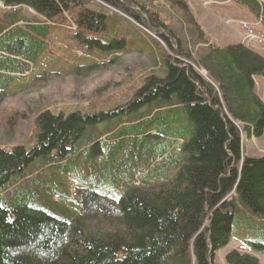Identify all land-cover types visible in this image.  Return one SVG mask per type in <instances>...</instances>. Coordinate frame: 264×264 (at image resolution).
Wrapping results in <instances>:
<instances>
[{
	"label": "trees",
	"instance_id": "trees-1",
	"mask_svg": "<svg viewBox=\"0 0 264 264\" xmlns=\"http://www.w3.org/2000/svg\"><path fill=\"white\" fill-rule=\"evenodd\" d=\"M232 1L264 25L260 0ZM0 3L2 95L52 60L74 73L118 52L151 63L105 108L39 98L32 146L0 145V264H214L234 231L245 250L225 264H262L264 156H242V138L264 135V56L208 43L190 18L203 48L172 57L143 28L166 21L140 0Z\"/></svg>",
	"mask_w": 264,
	"mask_h": 264
},
{
	"label": "rangeland",
	"instance_id": "rangeland-1",
	"mask_svg": "<svg viewBox=\"0 0 264 264\" xmlns=\"http://www.w3.org/2000/svg\"><path fill=\"white\" fill-rule=\"evenodd\" d=\"M140 1L149 3L152 7L154 4L159 15L166 21L169 29L157 30V35L154 36L161 40L160 31L171 35L170 46L165 42L164 49L172 57H175L178 45H183L182 49L186 45L195 53L203 48V45H193L185 37L186 20L190 18L199 24L208 43L222 46L242 41L264 55V26L261 25V20L258 22L247 8L232 0ZM260 1L263 5V1ZM110 57L113 59L111 64L94 70L80 68L79 73L52 60L49 67L41 66L34 70V73H44V77L35 79L39 76L34 74L31 79L14 82L6 94H0V145L32 146L35 140L34 116L40 107L38 99L41 97L48 98L60 108L71 104L86 106V102L91 100L101 101V107L105 108L126 100L138 84L137 77L147 67H151V63L147 55L135 52L112 53ZM255 87L264 101V82L256 78ZM115 111L120 112L118 109ZM115 122H119V118ZM242 156H264V135L260 138H242ZM239 245L237 239H232L215 253L214 264H225L223 257L226 251L238 249ZM261 259L264 264V257Z\"/></svg>",
	"mask_w": 264,
	"mask_h": 264
}]
</instances>
